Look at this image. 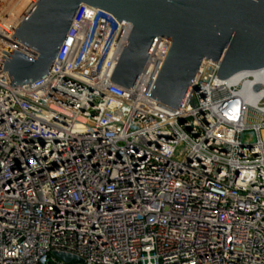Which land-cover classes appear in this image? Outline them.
Masks as SVG:
<instances>
[{
    "label": "built area",
    "instance_id": "built-area-1",
    "mask_svg": "<svg viewBox=\"0 0 264 264\" xmlns=\"http://www.w3.org/2000/svg\"><path fill=\"white\" fill-rule=\"evenodd\" d=\"M37 1L0 0V264H264V68L223 80L204 60L183 112L161 106L172 41L125 88L131 23L82 4L50 73L12 86Z\"/></svg>",
    "mask_w": 264,
    "mask_h": 264
},
{
    "label": "water",
    "instance_id": "water-1",
    "mask_svg": "<svg viewBox=\"0 0 264 264\" xmlns=\"http://www.w3.org/2000/svg\"><path fill=\"white\" fill-rule=\"evenodd\" d=\"M107 11L131 23L111 81L135 87L159 38L172 45L149 97L183 112L184 100L204 60L219 63L218 77L229 79L264 68V0H38L11 35L35 57L13 50L4 64L12 86L46 77L80 5ZM65 262L75 256L55 252Z\"/></svg>",
    "mask_w": 264,
    "mask_h": 264
},
{
    "label": "bare ground",
    "instance_id": "bare-ground-1",
    "mask_svg": "<svg viewBox=\"0 0 264 264\" xmlns=\"http://www.w3.org/2000/svg\"><path fill=\"white\" fill-rule=\"evenodd\" d=\"M28 0H13V2L8 6V11L12 14H18Z\"/></svg>",
    "mask_w": 264,
    "mask_h": 264
},
{
    "label": "rangeland",
    "instance_id": "rangeland-1",
    "mask_svg": "<svg viewBox=\"0 0 264 264\" xmlns=\"http://www.w3.org/2000/svg\"><path fill=\"white\" fill-rule=\"evenodd\" d=\"M263 137H264V131H263Z\"/></svg>",
    "mask_w": 264,
    "mask_h": 264
}]
</instances>
